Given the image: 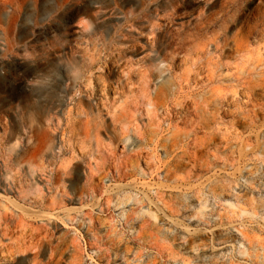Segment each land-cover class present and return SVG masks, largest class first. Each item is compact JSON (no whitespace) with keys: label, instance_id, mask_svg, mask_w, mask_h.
<instances>
[{"label":"rangeland","instance_id":"374dc122","mask_svg":"<svg viewBox=\"0 0 264 264\" xmlns=\"http://www.w3.org/2000/svg\"><path fill=\"white\" fill-rule=\"evenodd\" d=\"M49 2L0 23V264H264V0Z\"/></svg>","mask_w":264,"mask_h":264},{"label":"bare ground","instance_id":"6f19581e","mask_svg":"<svg viewBox=\"0 0 264 264\" xmlns=\"http://www.w3.org/2000/svg\"><path fill=\"white\" fill-rule=\"evenodd\" d=\"M33 2V4H35L34 6H36V5H40V6H42V7H47V6H49L50 5V2H49V0H0V10H6L7 8H11V7H14L15 9L14 10H10V12H9V14L8 15H6V17H5V19H3L2 17H1V15H0V23H3V24H5L6 25V27H7V29L9 30V28L12 26V25H14V24H16L19 20H21V21H28L27 20V18H23V19H20V17H19V15H18V12H19V10H21V8L23 7V6H26L27 4H28V2ZM8 13V12H7ZM7 33H8V31H6L5 33H4V35L6 36L7 35ZM6 38V37H5ZM105 55V54H104ZM103 55V56H104ZM100 56V55H99ZM113 73V72H112ZM110 74V73H109ZM109 85V84H108ZM155 92V91H154ZM164 93V85H159L158 87H157V90H156V92H155V96H154V98H158V97H160V96H162V94ZM163 97H165L164 95H163ZM173 97V96H172ZM159 99V98H158ZM204 102V101H203ZM205 103V102H204ZM182 105V104H181ZM188 106H190V105H188ZM181 107V106H180ZM172 108V107H171ZM170 108V109H171ZM182 108V107H181ZM187 108V107H186ZM189 108V107H188ZM175 109V108H174ZM185 110V109H184ZM171 111V113H172V109L170 110ZM187 111V110H186ZM189 111V110H188ZM194 111V110H193ZM190 112V111H189ZM181 113V111L180 112H176L175 113V115H179ZM184 116H186V115H184ZM193 116V115H192ZM178 117H181L180 115L178 116ZM187 117V116H186ZM194 117H195V114H194ZM182 118H183V116H182ZM187 118H189V117H187ZM180 122H181V120H179ZM185 121V120H184ZM182 123V122H181ZM185 124V123H184ZM183 124V125H184ZM185 127V126H184ZM189 128V127H188ZM191 128V127H190ZM189 128V129H190ZM195 130V129H194ZM161 142V141H160ZM172 144H175V141L172 143ZM164 145V144H163ZM165 147V146H164ZM167 148V147H166ZM172 163V162H171ZM159 164V163H158ZM169 174V173H168ZM129 175V174H128ZM123 176V175H122ZM121 176V177H122ZM91 178H92V175L90 174L89 175V177H88V179H89V181L91 180ZM89 192H91L92 194L93 193H95V190L94 189H92V190H90ZM108 198L106 197H104V198H102L101 200H100V202H99V206H101V204H102V202H104L105 203V210L106 211H108L109 210V206H108V203H109V201L107 200ZM89 215V214H88ZM90 216V215H89ZM92 219V216H90V220Z\"/></svg>","mask_w":264,"mask_h":264}]
</instances>
